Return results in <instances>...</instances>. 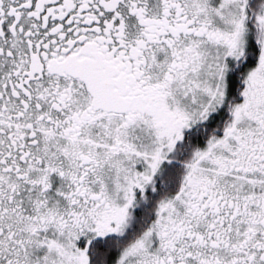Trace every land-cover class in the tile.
<instances>
[{
  "label": "snow or ice",
  "instance_id": "obj_1",
  "mask_svg": "<svg viewBox=\"0 0 264 264\" xmlns=\"http://www.w3.org/2000/svg\"><path fill=\"white\" fill-rule=\"evenodd\" d=\"M0 264H264V0H0Z\"/></svg>",
  "mask_w": 264,
  "mask_h": 264
}]
</instances>
